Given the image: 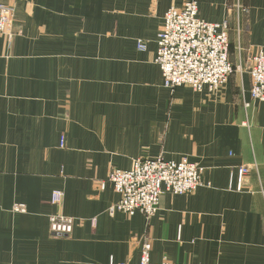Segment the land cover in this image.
<instances>
[{"label":"crops","instance_id":"1","mask_svg":"<svg viewBox=\"0 0 264 264\" xmlns=\"http://www.w3.org/2000/svg\"><path fill=\"white\" fill-rule=\"evenodd\" d=\"M5 1L0 264H139L145 239L155 264H264V101L248 71L264 0H195L199 18L228 25L233 71L217 94L164 87L155 62L164 13L187 0ZM158 156L200 165L205 185L164 193L151 217L110 212V170ZM55 212L75 219L69 236L50 234Z\"/></svg>","mask_w":264,"mask_h":264},{"label":"built area","instance_id":"2","mask_svg":"<svg viewBox=\"0 0 264 264\" xmlns=\"http://www.w3.org/2000/svg\"><path fill=\"white\" fill-rule=\"evenodd\" d=\"M197 12L195 0L167 9L156 37L155 62L161 70L164 87L174 89L185 85L194 91L205 89L210 94H217L233 71L229 58L228 25L226 21H205L198 17ZM14 18V5L0 0V34L8 40L15 34ZM137 47L145 49V43L139 40ZM248 71L251 78L250 97L264 101L263 49L259 48L254 53ZM203 170V167L185 158L175 162L166 161L161 156L135 159L125 170L112 168L108 180L119 194V199L109 210L127 215L140 212L145 217H151L157 212L164 193L186 194L205 185ZM247 170V167H242L243 172ZM63 196L62 191L54 190L50 202L59 207ZM13 210L23 211L24 205L15 204ZM74 222L73 217L60 212L51 213L48 216L49 232L56 237L69 236ZM150 250L151 243L145 239L139 264H155L150 261ZM157 264L187 263L163 261Z\"/></svg>","mask_w":264,"mask_h":264}]
</instances>
